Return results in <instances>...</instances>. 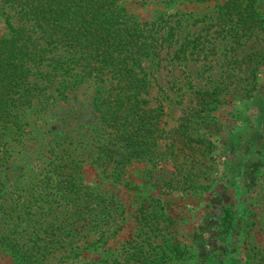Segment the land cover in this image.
I'll return each mask as SVG.
<instances>
[{
    "label": "trees",
    "instance_id": "1",
    "mask_svg": "<svg viewBox=\"0 0 264 264\" xmlns=\"http://www.w3.org/2000/svg\"><path fill=\"white\" fill-rule=\"evenodd\" d=\"M215 5V17L223 21L219 29L224 41L219 49L222 52L232 38L240 43L239 37L255 36V30H264V0H226ZM159 12L161 23L156 18H135L119 0H0L4 25L0 34V170L11 156V140L21 141L28 111L37 110L43 97L55 98L36 81L26 79L32 72L50 81L52 75H60L56 89L61 96L62 88L76 85L83 76L93 77V107L100 125L96 150H87L92 151L89 154L94 161L103 164L105 175L112 181L133 160L156 165L161 158L158 140L165 131H171L169 145L175 138L182 139L180 143H202L205 136L194 127H201L195 120L204 122L215 104L221 102L218 84L204 88H190L189 84L195 102L183 106L187 121L180 117L170 130L161 125V98L157 94L149 96L152 84L159 89L150 66H158L163 42L169 46L172 38L179 40L175 51H180L188 44L193 49L197 40L190 43L185 37L178 39L179 13ZM164 23L168 26L162 33ZM53 48L61 49L56 57L51 53ZM229 49L228 44L224 57L232 60L235 72L243 62L254 61L253 49L233 57ZM43 60L49 68H43ZM253 72L251 66L249 74ZM152 98L157 101L155 105H149ZM80 161L75 154L63 158L51 154L47 161L51 167L42 176L9 195H5L0 176V251L9 256L11 264H66L91 250L97 251V243H104L123 225L117 196L96 182L85 181ZM249 173L252 175L253 169ZM240 204L236 199L222 210L221 234L237 230ZM156 209L159 211L158 200L149 212H140L137 226L130 227L116 249L105 250L95 259H81L77 264H164L165 258L178 256L179 245L165 251L168 245L163 236L158 242L159 223L165 217L159 219ZM88 231L96 236L89 240ZM261 254L255 257V263L264 260Z\"/></svg>",
    "mask_w": 264,
    "mask_h": 264
},
{
    "label": "rangeland",
    "instance_id": "2",
    "mask_svg": "<svg viewBox=\"0 0 264 264\" xmlns=\"http://www.w3.org/2000/svg\"><path fill=\"white\" fill-rule=\"evenodd\" d=\"M119 1L139 20L156 18L161 23L159 11L166 15L176 11L180 18L178 39L185 37L190 43L197 39L196 47L192 49L188 44L180 51H175L179 40L172 38L169 46L163 42L159 48L158 66H150L159 89L152 84L149 96L157 94L161 98V125L170 130L180 117L187 121L183 106L195 102L196 96L191 94L189 84L190 88L218 84L221 102L215 104L204 122L195 120L201 127H194L202 130L204 141L200 144L193 140L180 143L182 139L175 138L169 145L171 131H165L158 140L161 158L156 165L133 160L122 168L120 177L112 181L105 175L103 164L94 161L89 154L92 151L87 150H96V133L100 125L93 107L96 84L93 77L83 76L76 85L62 88L61 96L56 89L60 75L51 74L50 81L33 72L27 73V80L36 81L55 98L43 97L37 110H29L21 141L11 140L14 144L11 156L0 170L5 195L42 176L50 166L47 161L51 154L56 153L61 158L75 154L81 160L80 173L85 181L96 182L114 193L121 203L124 218L123 225L104 243H97V251L91 250L66 264L95 259L105 250L116 249L130 227L137 226L140 212H149L155 200H158L159 211H153L159 219L165 217L159 223L158 242L163 236L164 244L168 245L165 251L174 245L181 248L178 256L165 258L164 264H203L202 261L208 264H264L261 259L255 263L259 253L264 255V30H255V36L239 37L240 43L232 38L222 52L219 49L224 41L219 29L223 21L215 17V4L209 6L204 0L182 1L184 3L178 0ZM167 26L164 23L160 31L165 33ZM3 31L0 18V34ZM228 44L229 51L234 54L231 57L253 49L256 52L254 61L243 62L235 72L232 60L224 57ZM211 45L216 47L210 49ZM57 49L51 51L55 57L61 51ZM41 65L45 69L50 67L45 60ZM251 66L254 67L252 76L249 74ZM156 103L155 98L149 100V105ZM237 193L240 198H236ZM236 199H246L238 206L237 230L228 235L221 234L222 210ZM95 236L94 232H87L89 240ZM0 264H11L9 256L1 251Z\"/></svg>",
    "mask_w": 264,
    "mask_h": 264
},
{
    "label": "crops",
    "instance_id": "3",
    "mask_svg": "<svg viewBox=\"0 0 264 264\" xmlns=\"http://www.w3.org/2000/svg\"><path fill=\"white\" fill-rule=\"evenodd\" d=\"M184 2L186 1V0H183ZM188 1V0H187ZM224 1H226V0H204L203 2H205V4H208L209 6H212V4H221V3H223ZM184 2H182V3H184ZM209 2H211V3H209ZM194 27H196V24H194ZM178 46V45H177ZM239 49H241V47H239ZM240 56H242V55H240ZM195 73V75H196V72H194ZM194 73H192V75L194 74ZM182 86V91H183V88H184V86L183 85H181ZM240 200V202H243V203H245V200L246 199H244V201H243V199H239Z\"/></svg>",
    "mask_w": 264,
    "mask_h": 264
}]
</instances>
